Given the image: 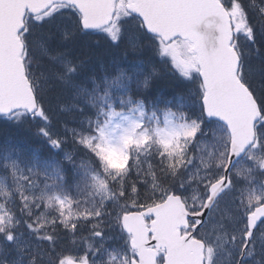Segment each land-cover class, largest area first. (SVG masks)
I'll list each match as a JSON object with an SVG mask.
<instances>
[{
	"label": "snow or ice",
	"instance_id": "snow-or-ice-1",
	"mask_svg": "<svg viewBox=\"0 0 264 264\" xmlns=\"http://www.w3.org/2000/svg\"><path fill=\"white\" fill-rule=\"evenodd\" d=\"M0 264H264V0H0Z\"/></svg>",
	"mask_w": 264,
	"mask_h": 264
},
{
	"label": "trees",
	"instance_id": "trees-1",
	"mask_svg": "<svg viewBox=\"0 0 264 264\" xmlns=\"http://www.w3.org/2000/svg\"><path fill=\"white\" fill-rule=\"evenodd\" d=\"M3 126L2 125H0V128H2ZM3 141V136L2 135H0V142H2Z\"/></svg>",
	"mask_w": 264,
	"mask_h": 264
}]
</instances>
